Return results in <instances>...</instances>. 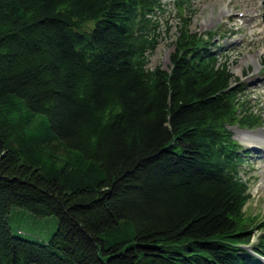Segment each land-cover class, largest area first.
<instances>
[{"label":"trees","instance_id":"obj_1","mask_svg":"<svg viewBox=\"0 0 264 264\" xmlns=\"http://www.w3.org/2000/svg\"><path fill=\"white\" fill-rule=\"evenodd\" d=\"M186 3L150 70L162 0H0V264H264L230 131L261 120ZM15 207L57 232L15 233Z\"/></svg>","mask_w":264,"mask_h":264},{"label":"rangeland","instance_id":"obj_2","mask_svg":"<svg viewBox=\"0 0 264 264\" xmlns=\"http://www.w3.org/2000/svg\"><path fill=\"white\" fill-rule=\"evenodd\" d=\"M164 13L159 14L161 39L150 58L148 68L161 67L169 70L172 43L175 40L179 11L177 0H163ZM263 0H190L184 16L191 19L190 31L203 35L214 32L215 40L223 46V62L228 59L231 72L245 84V98L255 112L261 125L249 129L233 126L231 131L243 150L250 154L246 158L243 176L249 183L251 200L245 210L251 219L264 220V13ZM241 15V16H240ZM169 30V32H166ZM207 37V36H205ZM224 58V59H223ZM247 136L255 143L248 144ZM246 171V172H245ZM9 224L15 233L31 240L48 242L57 232L59 220L56 216H39L15 207L9 215ZM255 242L263 233L256 230Z\"/></svg>","mask_w":264,"mask_h":264},{"label":"bare ground","instance_id":"obj_3","mask_svg":"<svg viewBox=\"0 0 264 264\" xmlns=\"http://www.w3.org/2000/svg\"><path fill=\"white\" fill-rule=\"evenodd\" d=\"M245 141H247L250 144H254L255 142L253 140H250L249 138H247V136L244 138Z\"/></svg>","mask_w":264,"mask_h":264}]
</instances>
